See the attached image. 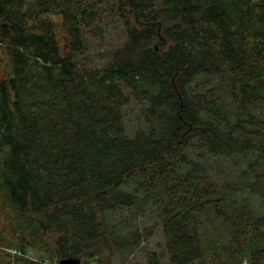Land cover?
I'll use <instances>...</instances> for the list:
<instances>
[{
    "label": "trees",
    "instance_id": "1",
    "mask_svg": "<svg viewBox=\"0 0 264 264\" xmlns=\"http://www.w3.org/2000/svg\"><path fill=\"white\" fill-rule=\"evenodd\" d=\"M104 17L126 38L90 66ZM213 158L264 201V0H0V264H100L108 239L141 245L111 215L148 206L169 264H264V215Z\"/></svg>",
    "mask_w": 264,
    "mask_h": 264
},
{
    "label": "rangeland",
    "instance_id": "2",
    "mask_svg": "<svg viewBox=\"0 0 264 264\" xmlns=\"http://www.w3.org/2000/svg\"><path fill=\"white\" fill-rule=\"evenodd\" d=\"M258 1V0H254ZM101 26L103 29L102 38L94 34H88L86 36L90 44L88 56L81 57L82 61L90 66H103L108 61V54L114 48L120 46L126 36L124 28L120 22L114 18L104 17ZM127 125L129 131H133L136 127H139L141 109L140 107L131 106L128 110ZM210 172L217 184L224 189L226 186H232L235 188L233 197L239 202L244 199L250 205V207L260 215H264V201L261 195L252 190L254 182L253 177L248 174L244 175V170H247V164L241 161V159H229V158H213L209 159ZM245 176V177H244ZM141 210L126 211L122 210L115 212L111 215L112 224H117L120 233L129 236L131 233L138 232L140 234L141 245L129 249L128 245L124 250H117L115 243L108 239L103 249V256L100 264H148L147 251H155L164 257L163 264H169L166 257L165 239L162 229L158 223L156 213L151 209V206L145 207ZM152 231L147 237L146 233ZM213 235L217 232H212ZM47 250L45 247L32 249L30 252V258L38 261L42 264H59L54 260L51 249ZM15 254V251H11ZM244 264H249L248 256L245 259Z\"/></svg>",
    "mask_w": 264,
    "mask_h": 264
},
{
    "label": "water",
    "instance_id": "3",
    "mask_svg": "<svg viewBox=\"0 0 264 264\" xmlns=\"http://www.w3.org/2000/svg\"><path fill=\"white\" fill-rule=\"evenodd\" d=\"M80 260H75V259H68L61 261L60 264H80Z\"/></svg>",
    "mask_w": 264,
    "mask_h": 264
}]
</instances>
